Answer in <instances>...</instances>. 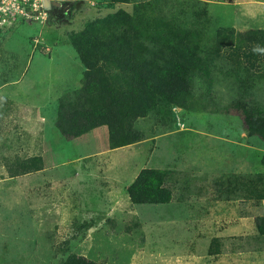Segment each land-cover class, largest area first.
Wrapping results in <instances>:
<instances>
[{
  "label": "rangeland",
  "instance_id": "rangeland-1",
  "mask_svg": "<svg viewBox=\"0 0 264 264\" xmlns=\"http://www.w3.org/2000/svg\"><path fill=\"white\" fill-rule=\"evenodd\" d=\"M113 1L49 0L0 15V264H62L70 255L97 264H264V239L238 234L241 218L254 222L264 209L238 191L248 175L224 172L220 154L236 155L249 137L233 102L264 112V62L248 38L264 31V0L160 1L181 17L200 12L208 39L232 30L239 51L230 57L224 47L219 66L194 79L188 110L152 111L133 122L140 141L108 149L107 131L67 140L53 122L56 99L77 89L83 72L69 36L150 0ZM235 67L245 93L226 72ZM144 168L173 173L167 203H130L126 189ZM227 195L234 203H209Z\"/></svg>",
  "mask_w": 264,
  "mask_h": 264
},
{
  "label": "trees",
  "instance_id": "trees-1",
  "mask_svg": "<svg viewBox=\"0 0 264 264\" xmlns=\"http://www.w3.org/2000/svg\"><path fill=\"white\" fill-rule=\"evenodd\" d=\"M160 1L169 2L150 0L137 5L132 14L117 10L87 22L82 30L69 36V45L83 72L78 88L63 93L55 101L53 126L61 137L72 140L105 126L108 149L140 141L142 135L133 128L134 121L155 110L164 112L167 118L172 107L188 110L194 79L207 76L216 64L219 66L224 47L230 48V57L237 55L239 47L233 46L232 30L215 29L208 39L200 27L203 18L200 12L190 11L181 17L172 13L169 5H159ZM248 38L264 47V31H256ZM241 54L249 58L245 50ZM254 56L264 62V54ZM235 69L226 72L232 74L229 77L238 81V87L245 93L248 81L242 78L241 70ZM232 105L242 114L246 134L264 141V112L238 100ZM39 169L40 166L34 171ZM172 174L169 170L141 169L126 189L130 203H167L171 199L167 183ZM246 177L237 182L248 180L238 191L243 190L246 199H264V190L260 188L264 186L263 176ZM254 224L257 234L239 240L264 239V216H256ZM62 264L97 263L70 255Z\"/></svg>",
  "mask_w": 264,
  "mask_h": 264
},
{
  "label": "crops",
  "instance_id": "crops-1",
  "mask_svg": "<svg viewBox=\"0 0 264 264\" xmlns=\"http://www.w3.org/2000/svg\"><path fill=\"white\" fill-rule=\"evenodd\" d=\"M98 130H102L104 132V135L106 133L105 131H107L105 126H100L90 130L89 132L98 131ZM255 137L256 136H249V137L245 136V140L244 139L242 140L243 141L242 145H244L245 147L241 149V152H235L236 155L235 154L231 155L230 153L227 152L225 153L220 152L222 156L224 155V158L221 159L222 162L221 167L224 169V172H226V166H227L231 168L227 172H231L232 174H241V175L260 174L264 176V141H257L256 139L257 137L256 138ZM254 145L259 147L260 151H256L257 149L254 148L255 147ZM255 155L258 157H256ZM209 203H234V202L229 200L228 201L216 200L214 202L212 201ZM257 203H259L261 208L264 209V199L259 200ZM259 216H264V213L263 215H259ZM241 219L244 220L238 221L239 222L238 231H241L238 234H245L246 236L256 235L257 231L253 220L249 219L248 217H244Z\"/></svg>",
  "mask_w": 264,
  "mask_h": 264
},
{
  "label": "built area",
  "instance_id": "built-area-1",
  "mask_svg": "<svg viewBox=\"0 0 264 264\" xmlns=\"http://www.w3.org/2000/svg\"><path fill=\"white\" fill-rule=\"evenodd\" d=\"M48 2L49 0H8V3L4 4V6L0 9V15L1 17H7L10 15V12L19 8H21L19 11L20 14L23 15L25 14V11L22 8L29 7L31 11H34L39 7L43 8L45 6L44 3L48 4ZM52 4L54 5L53 2ZM25 16L28 17L27 15Z\"/></svg>",
  "mask_w": 264,
  "mask_h": 264
},
{
  "label": "clouds",
  "instance_id": "clouds-1",
  "mask_svg": "<svg viewBox=\"0 0 264 264\" xmlns=\"http://www.w3.org/2000/svg\"><path fill=\"white\" fill-rule=\"evenodd\" d=\"M252 51L254 52V53H261V54H264V47H261L260 45H255V46H253V48H252Z\"/></svg>",
  "mask_w": 264,
  "mask_h": 264
}]
</instances>
